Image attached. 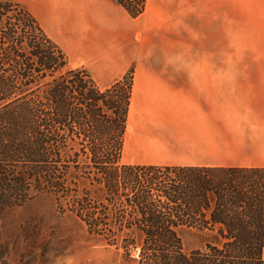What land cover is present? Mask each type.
Instances as JSON below:
<instances>
[{
    "label": "trees",
    "instance_id": "obj_1",
    "mask_svg": "<svg viewBox=\"0 0 264 264\" xmlns=\"http://www.w3.org/2000/svg\"><path fill=\"white\" fill-rule=\"evenodd\" d=\"M20 1L0 0V206L45 194L128 264H264V169L122 164L131 70L100 88Z\"/></svg>",
    "mask_w": 264,
    "mask_h": 264
},
{
    "label": "crops",
    "instance_id": "obj_2",
    "mask_svg": "<svg viewBox=\"0 0 264 264\" xmlns=\"http://www.w3.org/2000/svg\"><path fill=\"white\" fill-rule=\"evenodd\" d=\"M102 1L50 19L94 81L103 75L110 86L131 70L127 163L264 169V66L182 65L188 10L199 11L204 26L232 28L234 37L249 0H146L136 19Z\"/></svg>",
    "mask_w": 264,
    "mask_h": 264
},
{
    "label": "rangeland",
    "instance_id": "obj_3",
    "mask_svg": "<svg viewBox=\"0 0 264 264\" xmlns=\"http://www.w3.org/2000/svg\"><path fill=\"white\" fill-rule=\"evenodd\" d=\"M37 20L48 38L56 41L68 58V68L76 69L74 51L62 46L60 27L50 19L53 15L76 14L95 10L102 0H21ZM189 6V5H188ZM86 7H88L86 9ZM100 8V6H99ZM246 15L250 18L246 19ZM200 12L188 10V56L182 65L264 66V0L242 2V26L229 28L204 26ZM69 61V62H68ZM100 88L108 87L103 75H94ZM124 148V146H123ZM122 164L127 163L122 154ZM151 166V165H141ZM182 249L190 252L204 246L196 231L182 237ZM0 264H128L113 247L91 239L82 224L60 210L47 195L32 191L24 203L0 206Z\"/></svg>",
    "mask_w": 264,
    "mask_h": 264
}]
</instances>
